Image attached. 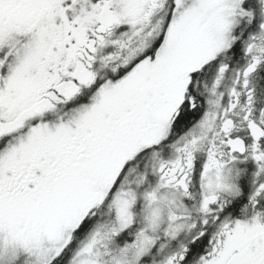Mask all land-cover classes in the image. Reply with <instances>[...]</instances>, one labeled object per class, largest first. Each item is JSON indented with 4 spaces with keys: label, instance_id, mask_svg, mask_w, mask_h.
<instances>
[{
    "label": "snow or ice",
    "instance_id": "snow-or-ice-1",
    "mask_svg": "<svg viewBox=\"0 0 264 264\" xmlns=\"http://www.w3.org/2000/svg\"><path fill=\"white\" fill-rule=\"evenodd\" d=\"M0 264H264V0H0Z\"/></svg>",
    "mask_w": 264,
    "mask_h": 264
}]
</instances>
